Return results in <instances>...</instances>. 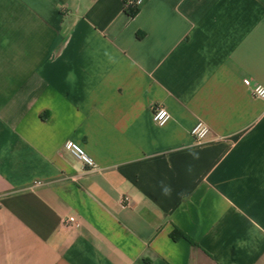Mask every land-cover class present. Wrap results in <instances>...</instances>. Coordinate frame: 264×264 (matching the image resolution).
<instances>
[{"label": "crops", "instance_id": "crops-1", "mask_svg": "<svg viewBox=\"0 0 264 264\" xmlns=\"http://www.w3.org/2000/svg\"><path fill=\"white\" fill-rule=\"evenodd\" d=\"M258 85L264 0H0V264H264Z\"/></svg>", "mask_w": 264, "mask_h": 264}, {"label": "built area", "instance_id": "built-area-1", "mask_svg": "<svg viewBox=\"0 0 264 264\" xmlns=\"http://www.w3.org/2000/svg\"><path fill=\"white\" fill-rule=\"evenodd\" d=\"M145 1L146 0H124V3L128 10L129 9L138 10L145 3ZM245 83L247 86L252 85L251 80H246ZM252 93L255 97L264 100V87L263 86L258 85V86L253 87ZM170 118H171V115L165 107L157 106L154 108L153 119L157 124L164 125L170 120ZM191 134L196 140V142L200 144L209 136L210 128L203 121H199L193 127ZM64 148L66 151L72 154L76 159L81 161L87 168L89 169L96 168V163L94 159L79 144L73 141H67L64 144ZM122 204L124 206L130 205V197H127V196L123 197ZM75 222H76L75 218L69 219V223H75Z\"/></svg>", "mask_w": 264, "mask_h": 264}, {"label": "trees", "instance_id": "trees-1", "mask_svg": "<svg viewBox=\"0 0 264 264\" xmlns=\"http://www.w3.org/2000/svg\"><path fill=\"white\" fill-rule=\"evenodd\" d=\"M137 12H138L137 9H129V14H130L131 16H135Z\"/></svg>", "mask_w": 264, "mask_h": 264}, {"label": "clouds", "instance_id": "clouds-1", "mask_svg": "<svg viewBox=\"0 0 264 264\" xmlns=\"http://www.w3.org/2000/svg\"><path fill=\"white\" fill-rule=\"evenodd\" d=\"M169 193H170V189H165V190H164V194L167 195V194H169Z\"/></svg>", "mask_w": 264, "mask_h": 264}]
</instances>
